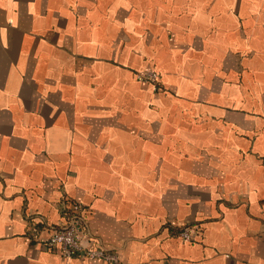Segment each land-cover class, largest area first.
<instances>
[{
	"label": "crops",
	"instance_id": "1",
	"mask_svg": "<svg viewBox=\"0 0 264 264\" xmlns=\"http://www.w3.org/2000/svg\"><path fill=\"white\" fill-rule=\"evenodd\" d=\"M63 197L117 264H264V0H0V264H106Z\"/></svg>",
	"mask_w": 264,
	"mask_h": 264
},
{
	"label": "built area",
	"instance_id": "2",
	"mask_svg": "<svg viewBox=\"0 0 264 264\" xmlns=\"http://www.w3.org/2000/svg\"><path fill=\"white\" fill-rule=\"evenodd\" d=\"M138 80L157 83L155 70H144L136 74ZM61 219L46 227L47 237L42 240L45 249L57 250L63 257L100 259L106 264H117L119 256L113 249L105 247L91 230L83 206L74 199L63 197L61 200ZM192 226L185 225L178 236L191 240Z\"/></svg>",
	"mask_w": 264,
	"mask_h": 264
},
{
	"label": "trees",
	"instance_id": "3",
	"mask_svg": "<svg viewBox=\"0 0 264 264\" xmlns=\"http://www.w3.org/2000/svg\"><path fill=\"white\" fill-rule=\"evenodd\" d=\"M182 228H183V226L180 228H177V230H178L177 233H179Z\"/></svg>",
	"mask_w": 264,
	"mask_h": 264
}]
</instances>
